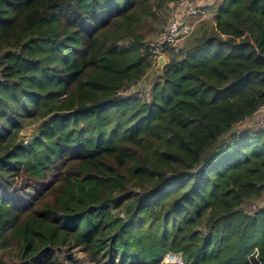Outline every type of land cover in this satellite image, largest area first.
<instances>
[{
	"label": "trees",
	"instance_id": "16d2710c",
	"mask_svg": "<svg viewBox=\"0 0 264 264\" xmlns=\"http://www.w3.org/2000/svg\"><path fill=\"white\" fill-rule=\"evenodd\" d=\"M176 1L0 0V264H264V128L241 126L264 0L220 1L150 81Z\"/></svg>",
	"mask_w": 264,
	"mask_h": 264
},
{
	"label": "built area",
	"instance_id": "2783aa9c",
	"mask_svg": "<svg viewBox=\"0 0 264 264\" xmlns=\"http://www.w3.org/2000/svg\"><path fill=\"white\" fill-rule=\"evenodd\" d=\"M161 15L166 18V23L164 25V29L160 32L159 36L150 42L149 49L156 57V61L158 56L165 55L168 60L167 52L168 49L174 48L176 52L179 51L180 45L185 40V38L189 35L190 27L185 24V17H190L191 15H205L207 14L203 7H200L196 4L195 0H177L169 4V6H164L161 11ZM185 16V17H184ZM155 61V65H156ZM154 65V66H155ZM140 93L146 94L143 95L146 97L147 101H150L149 90L144 86L143 83H139L138 85ZM137 86H132L128 91H121L120 93L123 95H127L126 93L134 90ZM242 127L255 128V129H263L264 128V104L256 109L251 119L246 120L242 125ZM241 130V127L238 128V131ZM254 208H257L254 206ZM175 264H188L182 260V258H178L175 261Z\"/></svg>",
	"mask_w": 264,
	"mask_h": 264
},
{
	"label": "rangeland",
	"instance_id": "374dc122",
	"mask_svg": "<svg viewBox=\"0 0 264 264\" xmlns=\"http://www.w3.org/2000/svg\"><path fill=\"white\" fill-rule=\"evenodd\" d=\"M218 7H219V3H217L215 5V7H214L213 10L210 9L211 13L215 14L217 12V10H218ZM189 18L193 19L194 18V15H191ZM210 19H213V18L210 17ZM162 20H165V19H162V18L159 17L158 20H151L150 22L147 23V27H148V30H147V34H148L147 41L148 42H151L157 36V33L160 31V28H161V26L163 24V21ZM198 20H199V18H195V19H193L191 21V24H193V28H195ZM157 76H158V74L152 71L149 74L148 79L150 81H153ZM144 86H145V84H144ZM143 95H146V94H143ZM26 131L27 132L24 133L25 135L30 134L31 131H32V129L29 128ZM26 142H27V140H26ZM260 204L264 206V198L260 202L258 201V202L253 203V204H250V203L245 204L244 209L250 211V214H255V212L259 208V205ZM254 206H256L257 208H254ZM71 251L74 252L75 258L77 260H79V262L77 264H88V261L85 260L84 254H83V252L81 250L77 249L76 247H73ZM64 254H67L68 255L69 254V251L65 249ZM4 257L8 261L9 264H14L16 262V260H17V255H16V253L14 251L6 253L4 255ZM178 258H180V255L179 254H169V255H167L164 258V262L166 264H175V261Z\"/></svg>",
	"mask_w": 264,
	"mask_h": 264
},
{
	"label": "crops",
	"instance_id": "0c3cea01",
	"mask_svg": "<svg viewBox=\"0 0 264 264\" xmlns=\"http://www.w3.org/2000/svg\"><path fill=\"white\" fill-rule=\"evenodd\" d=\"M220 1H222V0H195L196 4H197L198 6H200V7H203L207 14L202 15V16H200V15H196V16H194L193 19H195V18H199V19H201L203 16H207V17H212V18H213L214 14L211 13L210 9L213 10L214 7H215V5H216L217 3H219ZM184 17H185V16H184ZM161 18H162V19H165V20H162V21H163V27H164V25H165V23H166V18H164L163 16H162ZM193 19H191V18H189V17H187V18L185 17V24H186L187 26L190 27V31H192V29H193V24H191V21H192ZM163 29H164V28H163ZM160 32H161V31H160ZM160 32L157 33V36H156L153 40H155V39L159 36ZM153 40H152V41H153ZM152 41H151V42H152Z\"/></svg>",
	"mask_w": 264,
	"mask_h": 264
},
{
	"label": "water",
	"instance_id": "95a60500",
	"mask_svg": "<svg viewBox=\"0 0 264 264\" xmlns=\"http://www.w3.org/2000/svg\"><path fill=\"white\" fill-rule=\"evenodd\" d=\"M168 60L167 57L165 55H160L157 58L156 61V65L153 67L152 71L157 73L158 76L161 75L163 73V69L165 67V65L167 64ZM181 257V254H179Z\"/></svg>",
	"mask_w": 264,
	"mask_h": 264
},
{
	"label": "bare ground",
	"instance_id": "6f19581e",
	"mask_svg": "<svg viewBox=\"0 0 264 264\" xmlns=\"http://www.w3.org/2000/svg\"><path fill=\"white\" fill-rule=\"evenodd\" d=\"M167 259V258H166Z\"/></svg>",
	"mask_w": 264,
	"mask_h": 264
}]
</instances>
